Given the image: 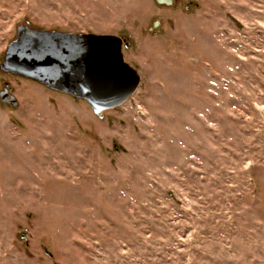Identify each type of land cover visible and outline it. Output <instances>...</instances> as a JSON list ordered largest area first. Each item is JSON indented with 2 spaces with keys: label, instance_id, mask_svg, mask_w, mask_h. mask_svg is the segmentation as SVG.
<instances>
[{
  "label": "rangeland",
  "instance_id": "rangeland-1",
  "mask_svg": "<svg viewBox=\"0 0 264 264\" xmlns=\"http://www.w3.org/2000/svg\"><path fill=\"white\" fill-rule=\"evenodd\" d=\"M173 1L0 0V61L27 24L140 76L99 118L0 72V264H264V0Z\"/></svg>",
  "mask_w": 264,
  "mask_h": 264
},
{
  "label": "water",
  "instance_id": "water-1",
  "mask_svg": "<svg viewBox=\"0 0 264 264\" xmlns=\"http://www.w3.org/2000/svg\"><path fill=\"white\" fill-rule=\"evenodd\" d=\"M171 6L173 0H154ZM157 21L152 25L155 30ZM128 43L118 35L69 33L19 24L6 47L0 72L31 80L49 90L84 101L99 118L136 91L140 76L123 58ZM9 83L0 91V104L17 107Z\"/></svg>",
  "mask_w": 264,
  "mask_h": 264
}]
</instances>
